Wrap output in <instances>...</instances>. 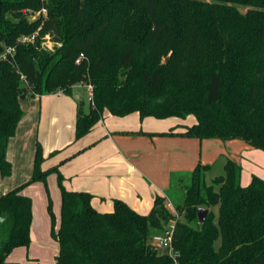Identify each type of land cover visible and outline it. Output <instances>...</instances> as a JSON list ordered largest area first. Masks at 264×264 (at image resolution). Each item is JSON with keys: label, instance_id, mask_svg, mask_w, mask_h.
<instances>
[{"label": "trees", "instance_id": "16d2710c", "mask_svg": "<svg viewBox=\"0 0 264 264\" xmlns=\"http://www.w3.org/2000/svg\"><path fill=\"white\" fill-rule=\"evenodd\" d=\"M41 9L32 21L24 13ZM37 30L34 42L19 41ZM46 35L52 52L40 47ZM7 48L14 54L0 61L1 178L11 174L6 150L24 116L19 100L71 95L78 83L92 92L88 112L77 103L75 139L107 110L193 117L182 136L237 139L264 152V0H0V54ZM43 160L37 144L31 178L0 196V264L30 243L32 203L22 189L52 173L61 197L51 232L56 264H264V180L242 187L232 160L209 185L212 166L198 164L176 216L160 197L148 215L117 199L100 213L91 194L64 188L57 167L43 171ZM199 208L208 211L203 223ZM171 222L174 256L152 243Z\"/></svg>", "mask_w": 264, "mask_h": 264}, {"label": "crops", "instance_id": "0c3cea01", "mask_svg": "<svg viewBox=\"0 0 264 264\" xmlns=\"http://www.w3.org/2000/svg\"><path fill=\"white\" fill-rule=\"evenodd\" d=\"M79 99V94L56 92L19 100L24 116L8 141L11 174L0 177V196L31 178L37 144L44 158L41 169L57 167L64 188L91 194V205L100 213L111 212L115 199L139 215L150 213L156 197L172 206L168 194L190 178L198 164L213 167L229 159L241 168L242 187L253 177L264 180L263 151L237 139L182 136L185 127L195 123L193 117L140 118L137 113L116 117L105 110L89 133L75 139ZM48 176L57 182L56 174ZM32 189L23 188L21 193L31 199ZM56 246L55 258L57 242ZM39 256L30 245L18 247L7 256L6 264H41Z\"/></svg>", "mask_w": 264, "mask_h": 264}, {"label": "rangeland", "instance_id": "374dc122", "mask_svg": "<svg viewBox=\"0 0 264 264\" xmlns=\"http://www.w3.org/2000/svg\"><path fill=\"white\" fill-rule=\"evenodd\" d=\"M30 20L32 21L33 19ZM40 47L46 52H52L55 46L51 41H44L41 43ZM165 61H167V58ZM70 90L72 91L71 95H80L78 102H83L84 104L82 109L85 112H88L87 94L88 92H92V88L89 89L88 85L84 83H78L71 86ZM174 119L183 120L179 118ZM222 165V163H217L205 174L204 182L206 184L209 185L213 178L222 174ZM190 182V178L184 180L181 185L176 188L174 187L171 193L168 194L169 201L172 206H169V203L165 201L164 206L170 213L176 215L178 214L177 207L182 205L185 187L190 185ZM29 186H33V189L30 192L33 197L31 198L32 207H34L29 229V245L32 247V252L39 253L40 256L38 259H40L41 264H55L56 254L54 251L56 250L57 246L51 232H56L58 230L60 222V190L58 188V184L55 178L48 176L46 177L45 181L31 183L24 188ZM212 210L216 211L215 208ZM182 218L183 216H180V219Z\"/></svg>", "mask_w": 264, "mask_h": 264}, {"label": "built area", "instance_id": "2783aa9c", "mask_svg": "<svg viewBox=\"0 0 264 264\" xmlns=\"http://www.w3.org/2000/svg\"><path fill=\"white\" fill-rule=\"evenodd\" d=\"M24 13L31 15V19L34 20L36 17H38V15H40V14L44 15L45 14V9H41L37 13H32L29 10H25ZM38 30H37V32H34L30 36L21 37L19 41L21 43H25V44L34 42V40H35V38L37 36ZM44 41H48V42L50 41L48 35H46L43 38V42ZM13 54H14V49L13 48H7L4 52H2L0 54V61L7 60L8 56H12ZM80 59L81 58H78L75 63L79 64L80 63ZM21 79H23V77H21ZM88 87H89V89H91V86H88ZM89 100H91V93H90V96H89ZM173 215L176 216V214H173ZM173 225H174V223L171 222L169 224V226L167 227V229L163 233L156 234V235H154L152 237V243L154 245H156L158 248H160L161 250L165 251L166 253H169L170 256H174L172 245H171V243H172V229H173Z\"/></svg>", "mask_w": 264, "mask_h": 264}, {"label": "water", "instance_id": "95a60500", "mask_svg": "<svg viewBox=\"0 0 264 264\" xmlns=\"http://www.w3.org/2000/svg\"><path fill=\"white\" fill-rule=\"evenodd\" d=\"M208 211L203 208L197 209V218L200 223H203L206 216H207Z\"/></svg>", "mask_w": 264, "mask_h": 264}]
</instances>
